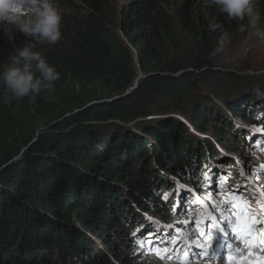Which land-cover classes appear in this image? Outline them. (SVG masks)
<instances>
[{
  "label": "trees",
  "instance_id": "trees-1",
  "mask_svg": "<svg viewBox=\"0 0 264 264\" xmlns=\"http://www.w3.org/2000/svg\"><path fill=\"white\" fill-rule=\"evenodd\" d=\"M59 8L61 41L37 46L61 74L55 90L30 103L0 85V264H137L141 217L170 221L174 181L204 195L209 168L231 177L215 141L259 144L264 74L209 58L222 33L229 45L248 33L203 0ZM260 13L264 24V0ZM29 39L0 27V64ZM207 128L213 143L195 133ZM183 189L179 207H193Z\"/></svg>",
  "mask_w": 264,
  "mask_h": 264
},
{
  "label": "rangeland",
  "instance_id": "rangeland-1",
  "mask_svg": "<svg viewBox=\"0 0 264 264\" xmlns=\"http://www.w3.org/2000/svg\"><path fill=\"white\" fill-rule=\"evenodd\" d=\"M126 1L127 0H113V2L116 5H122ZM254 4L256 7V10L260 12L262 0H254ZM0 27L6 30L10 35L16 31L14 29H9L4 26H0ZM251 32L252 30L249 29L247 30L248 34L245 37L237 39V43L234 42V44H230V45L227 44L223 52V56L225 59L224 61H226L227 67L229 69L230 67L233 68L235 64L241 59H245L246 61L252 62L253 66L258 67L259 70L262 69L261 66H263L264 64V41H260L257 38H255L251 34ZM216 125L221 127L219 123H216ZM207 129H208L207 133H203V134L199 132H195V133L198 135V137L202 139L208 138V140L213 143L215 141L214 137L213 135L210 134L211 132L209 131V128ZM251 131L255 137L260 139L261 146L252 144L249 141H247L246 143V142H243V140H239L237 138L234 139L235 142L231 150L225 149V147H223L222 145H219V143H216V141L214 142V144L219 148L220 150L219 153H221V155H223L225 158H228L233 163V168L237 166L238 168H241L242 170H244L243 175H241L242 172H239L237 168L235 169L236 177L239 180H245L247 182L244 187L247 193L244 194V196L250 199L255 198L257 200L264 202V195H262V193H264V171H261V170H264L262 169L264 168L262 167L264 166V133L262 134L259 132L260 130H256V129H251ZM249 167L251 168L249 169ZM254 172H258L257 174L259 176H262V178L256 179L252 175ZM212 173H213V169L209 168L204 174L205 178H206V175H208L206 179H211ZM246 174H251V178L248 179L246 177L247 176ZM229 181L230 180L225 181V184H224L225 187L227 186L226 184ZM174 183L177 186L176 191L174 192V195H175L174 199H176V201H179V197H181L180 191L183 189V187H181V182L178 180L174 181ZM184 187L188 188V191H189V193L186 194V198L188 197L190 199V197H193L192 199H197L198 202L200 201L199 204L201 205H197V209L201 210V214L203 215L207 214V216L210 218L209 220L207 219L205 220V228H204L205 235L208 236L209 234L208 231H212L214 234L213 235L214 237L217 236L219 233H221L220 235L221 245H216L215 243L216 246L212 247L214 244V238L212 240L209 239L207 242H203V244L199 243L197 239H194L193 243L198 246L201 253H197L196 251H194V253L189 252V256H190L189 257L186 253L179 255L178 249L174 248L175 253H171L170 255L166 256V257H171L170 259L168 258L161 259V258L156 257L155 258L156 262L150 259L151 255L146 253L147 248L145 246L141 248L137 247L138 253H131V254H138L139 262L137 264H264V257H262L260 253L257 255L253 254L249 256L247 254L246 248H244L241 244H239L233 238V234L231 233L229 229L230 228L229 225L224 223L225 217L223 214H226V216L232 221H235V219H233L234 216L233 218L232 216H229V213L222 212L221 208L225 206V201L223 197L214 194L213 188L205 189L206 195H204L203 197L201 196L202 194H199L198 192L194 190V187L192 186V184L184 183ZM216 191L217 190H214V192ZM219 193L224 194L223 192H220V191L218 192V194ZM165 196H167V199H165ZM165 196L163 198V201L168 200L171 195L169 193V194H166ZM211 204L215 207L214 209L219 210L221 214L212 213V211H210L212 209ZM184 213H186L185 210L178 208L173 213L167 212V214L171 216L167 219V220H170L169 222L164 221V219L162 220L168 226L175 227V229L177 230L175 232H178L179 230H182L181 229L182 226L186 227L187 225H191V221H190L191 217L185 216ZM260 213H263L262 221H264V212H260ZM144 215L141 217V224L139 225L140 229H144L145 227L153 229V227L162 226L160 225V224H163L162 220H159L155 218L154 216L149 217L147 215L145 216ZM214 223L218 224L216 225L218 227L211 226ZM176 225H178L179 228H176ZM164 230L165 232L154 230L155 234H150L148 236L149 241L158 240V239L165 237V234L167 233L169 234V232L172 229H170V227H164ZM187 234H190V233L187 232ZM172 235H174V233H172ZM229 245L231 246L230 250H229ZM160 246H163V245H160ZM126 247L130 248L131 250L136 249L135 246H132V245H126ZM237 249L244 250L243 255L240 256L239 253H237L236 255L233 256V259L229 261L228 256H229L230 251L232 253H236ZM214 252L216 254H212Z\"/></svg>",
  "mask_w": 264,
  "mask_h": 264
},
{
  "label": "clouds",
  "instance_id": "clouds-1",
  "mask_svg": "<svg viewBox=\"0 0 264 264\" xmlns=\"http://www.w3.org/2000/svg\"><path fill=\"white\" fill-rule=\"evenodd\" d=\"M204 7H215L230 20L240 21L239 31L264 41L262 14L256 10L254 0H203ZM247 20V24L243 22ZM63 14L59 0H0V26L18 30L28 43L14 49L7 62L0 64V85L9 100L27 98L36 101L41 92H53L60 72L46 58L40 44L56 45L62 39ZM217 25L210 24L215 31ZM230 41L229 34H221L217 46L209 53L214 58L224 52Z\"/></svg>",
  "mask_w": 264,
  "mask_h": 264
},
{
  "label": "snow or ice",
  "instance_id": "snow-or-ice-1",
  "mask_svg": "<svg viewBox=\"0 0 264 264\" xmlns=\"http://www.w3.org/2000/svg\"><path fill=\"white\" fill-rule=\"evenodd\" d=\"M264 167V166H262ZM243 175V172L241 173ZM257 178L259 179V175ZM264 195V193H262ZM167 199V196H165ZM225 206L222 208L223 212H228L229 216H234L236 221V227L238 228L237 236L241 243L248 245L247 254L249 256L253 255L255 252H259L262 257H264V227H259L261 223H264L261 219V215L254 210L253 205H259L260 212H264V202L257 200L255 198L249 200L245 197L238 188L224 189V197ZM233 222L230 220L229 224L231 225ZM254 234H258L259 239V248H257L255 243ZM170 243H175V238H173ZM231 246L229 245V250ZM156 255H158L161 259L171 257H166L167 249L164 250V253L157 251L155 248L151 250ZM244 250L237 249L236 253H232L230 251L228 259L231 261L233 256L239 253L240 256L243 255ZM239 258V257H237Z\"/></svg>",
  "mask_w": 264,
  "mask_h": 264
},
{
  "label": "water",
  "instance_id": "water-1",
  "mask_svg": "<svg viewBox=\"0 0 264 264\" xmlns=\"http://www.w3.org/2000/svg\"><path fill=\"white\" fill-rule=\"evenodd\" d=\"M244 74H249V75H262L264 74V67H262L261 70H258V71H244Z\"/></svg>",
  "mask_w": 264,
  "mask_h": 264
},
{
  "label": "bare ground",
  "instance_id": "bare-ground-1",
  "mask_svg": "<svg viewBox=\"0 0 264 264\" xmlns=\"http://www.w3.org/2000/svg\"><path fill=\"white\" fill-rule=\"evenodd\" d=\"M217 206V205H216ZM144 215V214H143ZM142 215V216H143ZM147 215V214H146ZM145 216V215H144ZM146 221V220H145ZM179 228V227H178ZM183 230V229H182ZM226 231V230H225ZM234 238V237H233ZM212 245V244H211ZM191 253H194V251H190ZM189 253V252H188ZM183 260V259H182Z\"/></svg>",
  "mask_w": 264,
  "mask_h": 264
}]
</instances>
